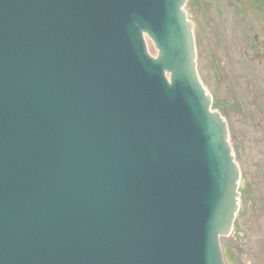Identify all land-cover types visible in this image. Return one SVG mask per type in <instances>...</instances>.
I'll return each instance as SVG.
<instances>
[{
	"label": "water",
	"instance_id": "water-1",
	"mask_svg": "<svg viewBox=\"0 0 264 264\" xmlns=\"http://www.w3.org/2000/svg\"><path fill=\"white\" fill-rule=\"evenodd\" d=\"M185 2L0 0V264H225L239 170Z\"/></svg>",
	"mask_w": 264,
	"mask_h": 264
},
{
	"label": "rangeland",
	"instance_id": "rangeland-1",
	"mask_svg": "<svg viewBox=\"0 0 264 264\" xmlns=\"http://www.w3.org/2000/svg\"><path fill=\"white\" fill-rule=\"evenodd\" d=\"M207 2L208 12L203 0L187 3L198 70L223 106L241 169L239 217L222 240L225 262L264 264V0ZM244 4L246 22L239 14Z\"/></svg>",
	"mask_w": 264,
	"mask_h": 264
}]
</instances>
